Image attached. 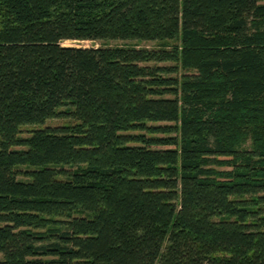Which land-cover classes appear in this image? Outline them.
Instances as JSON below:
<instances>
[{
  "label": "trees",
  "instance_id": "16d2710c",
  "mask_svg": "<svg viewBox=\"0 0 264 264\" xmlns=\"http://www.w3.org/2000/svg\"><path fill=\"white\" fill-rule=\"evenodd\" d=\"M0 257L264 264V0H0Z\"/></svg>",
  "mask_w": 264,
  "mask_h": 264
},
{
  "label": "rangeland",
  "instance_id": "374dc122",
  "mask_svg": "<svg viewBox=\"0 0 264 264\" xmlns=\"http://www.w3.org/2000/svg\"><path fill=\"white\" fill-rule=\"evenodd\" d=\"M124 42L121 41H111V42H64V46H70V47H81V48H98L100 46H121L124 45ZM134 44V43H132ZM139 47H146V48H151L155 47V43H142ZM73 124L72 121L68 119H50L46 121L44 125H29L25 128L28 130H35V129H42L46 126H51V127H62L64 125H69ZM27 134L25 133L24 136ZM1 258V257H0Z\"/></svg>",
  "mask_w": 264,
  "mask_h": 264
}]
</instances>
